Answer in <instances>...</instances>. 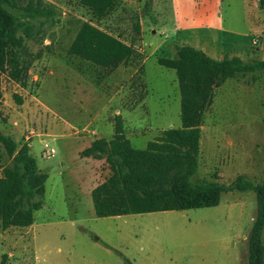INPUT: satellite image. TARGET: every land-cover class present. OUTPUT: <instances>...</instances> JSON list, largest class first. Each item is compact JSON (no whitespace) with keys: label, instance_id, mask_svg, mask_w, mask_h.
<instances>
[{"label":"rangeland","instance_id":"obj_1","mask_svg":"<svg viewBox=\"0 0 264 264\" xmlns=\"http://www.w3.org/2000/svg\"><path fill=\"white\" fill-rule=\"evenodd\" d=\"M42 1L56 13L42 26L26 15L23 1L4 5L36 33L24 40L30 62L25 86L1 77L0 131L18 146H28L47 180L33 229H0V264H37L35 250L40 264L43 254L45 264H124L120 254L132 264H248L247 240L256 215L252 191H224L219 205L210 208L98 218L87 195L110 171L104 159L80 153L93 137H111L117 116L132 147L140 150L163 130L180 126L175 72L157 64L159 57L176 54L177 46L167 37L172 23L220 25L222 36L244 34L254 55L242 61H264V0H219V7L205 0L183 6L177 0H117L102 18L75 0ZM83 23L131 45V60L107 71L70 56L68 48ZM257 37L262 44L255 48ZM200 129L192 182L227 186L242 175L262 183L264 71L216 88ZM44 144L55 150L52 157L45 156ZM8 164L0 145V168ZM76 182L88 200L82 210Z\"/></svg>","mask_w":264,"mask_h":264},{"label":"trees","instance_id":"obj_2","mask_svg":"<svg viewBox=\"0 0 264 264\" xmlns=\"http://www.w3.org/2000/svg\"><path fill=\"white\" fill-rule=\"evenodd\" d=\"M23 1L26 15L42 26L56 13L42 0H0V101L1 77L22 86L30 62L24 40L34 39L30 26L17 22L4 5L16 7ZM96 18L110 14L117 0H75ZM23 27V36L19 29ZM68 54L92 66L112 71L133 56L131 45L89 23H83L72 40ZM157 64L175 72L180 94V126L163 130L145 149H135L126 138L122 120H114L110 140L95 139L81 151L82 157L104 159L109 177L91 191L94 214L98 218L162 211H183L218 206L224 191H252L256 215L248 240V264H264V181L253 184L238 176L231 184L194 183L199 140L205 110L212 103L214 90L225 81L264 71V61L243 62L237 57L214 60L188 45L176 47L172 58L159 57ZM18 104L22 99L15 96ZM0 145L9 164L0 175V229L27 228L34 212L43 205L47 175L36 164L26 144L18 146L11 136L0 131ZM98 241V238H96ZM123 257L124 264H132Z\"/></svg>","mask_w":264,"mask_h":264},{"label":"crops","instance_id":"obj_3","mask_svg":"<svg viewBox=\"0 0 264 264\" xmlns=\"http://www.w3.org/2000/svg\"><path fill=\"white\" fill-rule=\"evenodd\" d=\"M177 1L179 2V5L183 6V5L192 3L193 0H177ZM205 1L208 3L214 4L215 6L217 4V6L219 7V5H218L219 0H205ZM203 25L204 24L198 25L197 27H191L190 25H186V24L180 25L177 23H172L170 25V32L171 33L167 37L172 38L173 42L175 43L174 44L175 46L188 45V46L194 47L198 50H201L208 57H210L214 60H217V61L222 60L223 58H232V57H237V58L243 60V58H246V59L252 58V56L254 55L253 54L254 52L250 53L248 51L249 40H248V42L246 41L247 36H245L244 34L239 35L238 33L230 32L231 33L230 35H232V36H224V35L222 36V33H225L224 32L225 30L224 29L222 30V27L220 25H219V28L216 26H208V25L203 26ZM199 29L207 30V31L214 32V33H212V34L211 33L210 34H207V33L196 34L193 32V30L198 31ZM218 33H221V36L218 35ZM259 44H262V43H259ZM249 45L252 47L251 44H249ZM256 47L257 46H255V48ZM263 47H264V43L262 45V49H263ZM125 135H126V131H125ZM112 136L109 138H106L105 140H110L112 138ZM126 138H127V136H126ZM95 139H103V138H94L93 137L91 139V141L89 142V144L87 145V147H89L91 142ZM85 158H91V157H85ZM2 169H3V167L0 168V175H1ZM76 188H77V192H78L77 193L78 194L77 199H78L79 203L81 204L80 209L81 210H82V208L85 209L88 207L87 197L89 195L91 197V191L94 188H92L89 191V194L87 195L86 198L85 197L83 198V196L81 195L82 188H81L80 184H77V182H76ZM84 200H85V202H84ZM34 214H35V212H34ZM33 223H34V221H33ZM16 229H23V228H16ZM32 229H33L32 225L27 227V231L32 230ZM7 230H4L3 232H5ZM42 257H43L42 263L45 264L44 261L46 259V256L43 254ZM35 259L37 260V264H40V262L38 263L39 253L37 250H35Z\"/></svg>","mask_w":264,"mask_h":264},{"label":"built area","instance_id":"obj_4","mask_svg":"<svg viewBox=\"0 0 264 264\" xmlns=\"http://www.w3.org/2000/svg\"><path fill=\"white\" fill-rule=\"evenodd\" d=\"M262 36L264 37V28H263V33H262ZM259 40H260V37H257V38H253L252 40V44L254 46H258L259 45ZM44 154L45 156L48 158V157H52L54 154H55V150L51 147H48L47 144H44Z\"/></svg>","mask_w":264,"mask_h":264}]
</instances>
